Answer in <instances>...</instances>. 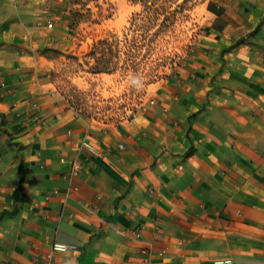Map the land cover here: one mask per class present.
Returning a JSON list of instances; mask_svg holds the SVG:
<instances>
[{"label":"crops","instance_id":"1","mask_svg":"<svg viewBox=\"0 0 264 264\" xmlns=\"http://www.w3.org/2000/svg\"><path fill=\"white\" fill-rule=\"evenodd\" d=\"M229 1L183 80L101 125L47 83L51 1L0 0V264H264V0Z\"/></svg>","mask_w":264,"mask_h":264},{"label":"rangeland","instance_id":"2","mask_svg":"<svg viewBox=\"0 0 264 264\" xmlns=\"http://www.w3.org/2000/svg\"><path fill=\"white\" fill-rule=\"evenodd\" d=\"M44 58L51 90L91 123L141 113L162 85L183 80L229 0H49ZM211 3H213L211 5Z\"/></svg>","mask_w":264,"mask_h":264},{"label":"built area","instance_id":"3","mask_svg":"<svg viewBox=\"0 0 264 264\" xmlns=\"http://www.w3.org/2000/svg\"><path fill=\"white\" fill-rule=\"evenodd\" d=\"M48 26L51 27L52 24L50 23V24H48ZM153 104H154V100H153V99L149 100V101H148L147 103H145V104H142L141 111H142V110H146V109L148 108L149 105H153ZM120 148H123V146L120 145ZM78 167H79V165H77V164H75V165L73 166L72 176L77 175ZM136 236H137V235H136Z\"/></svg>","mask_w":264,"mask_h":264}]
</instances>
